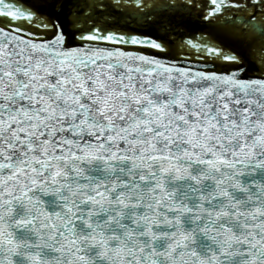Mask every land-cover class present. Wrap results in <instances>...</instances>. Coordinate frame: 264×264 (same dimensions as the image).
<instances>
[{
    "label": "snow or ice",
    "instance_id": "6c2138e0",
    "mask_svg": "<svg viewBox=\"0 0 264 264\" xmlns=\"http://www.w3.org/2000/svg\"><path fill=\"white\" fill-rule=\"evenodd\" d=\"M0 264H264V0H0Z\"/></svg>",
    "mask_w": 264,
    "mask_h": 264
}]
</instances>
